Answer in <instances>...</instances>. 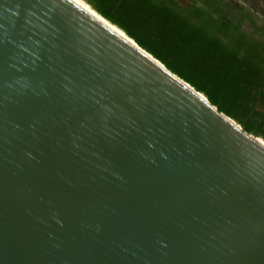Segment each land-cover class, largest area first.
Returning a JSON list of instances; mask_svg holds the SVG:
<instances>
[{
	"label": "water",
	"instance_id": "obj_1",
	"mask_svg": "<svg viewBox=\"0 0 264 264\" xmlns=\"http://www.w3.org/2000/svg\"><path fill=\"white\" fill-rule=\"evenodd\" d=\"M141 48L0 0V264H264V139Z\"/></svg>",
	"mask_w": 264,
	"mask_h": 264
},
{
	"label": "trees",
	"instance_id": "obj_2",
	"mask_svg": "<svg viewBox=\"0 0 264 264\" xmlns=\"http://www.w3.org/2000/svg\"><path fill=\"white\" fill-rule=\"evenodd\" d=\"M86 1L246 132L264 139V39L240 27L244 14L232 3Z\"/></svg>",
	"mask_w": 264,
	"mask_h": 264
},
{
	"label": "flooded vegetation",
	"instance_id": "obj_3",
	"mask_svg": "<svg viewBox=\"0 0 264 264\" xmlns=\"http://www.w3.org/2000/svg\"><path fill=\"white\" fill-rule=\"evenodd\" d=\"M224 3H232V10L244 14L242 19H237V21L241 20L240 27L244 31L249 34L254 33V36H258V40L264 39V0H224ZM251 20L255 21L256 26Z\"/></svg>",
	"mask_w": 264,
	"mask_h": 264
},
{
	"label": "bare ground",
	"instance_id": "obj_4",
	"mask_svg": "<svg viewBox=\"0 0 264 264\" xmlns=\"http://www.w3.org/2000/svg\"><path fill=\"white\" fill-rule=\"evenodd\" d=\"M74 2H76L78 5H80L81 7H83L88 13H90L92 16H94L95 18H97L98 20H100L101 22H103L105 25H107L108 27H110L111 29H113L114 31H116L118 34H120L121 36H123L124 38H126L130 43H132L137 49H139L140 51H142L143 53H145L148 57L152 58V60L155 61V59L153 57H151L149 54H147L139 45L138 43L133 40L131 37H129L123 30H121L120 28H118L116 25L110 23L108 20H106L102 15H100L98 12H96L87 2H85L84 0H73ZM156 62V61H155ZM158 64L161 65V63L157 62ZM163 66V65H161ZM200 97L204 100L207 101L206 97L204 94H200ZM255 140V142H257L259 145H261L262 147H264L263 142L260 139H256L253 138Z\"/></svg>",
	"mask_w": 264,
	"mask_h": 264
}]
</instances>
